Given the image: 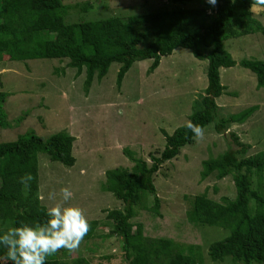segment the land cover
<instances>
[{
  "label": "rangeland",
  "instance_id": "rangeland-1",
  "mask_svg": "<svg viewBox=\"0 0 264 264\" xmlns=\"http://www.w3.org/2000/svg\"><path fill=\"white\" fill-rule=\"evenodd\" d=\"M91 2L89 10L75 8ZM70 7L67 23L97 21L149 13L159 8H197L201 2L174 5L160 0H63ZM253 16L264 29V6L252 9ZM236 65L221 69V82L226 87L216 100L218 121L252 111L243 123L228 124L219 133L215 122L205 128L204 139L185 146L181 154L166 162L155 176L158 213L143 208L153 207V197L143 200L132 220L141 224L144 234L152 238L171 239L188 247L203 264H236L233 259L214 262L210 245L227 236L220 228L194 225L187 219L192 198L207 195L224 203L235 199L234 179H218L216 173L202 179L203 162L221 158L230 148L236 149L232 135L250 146L246 156L264 151V88H258L257 76L240 66L244 59L264 61V32L233 38L225 42ZM151 60L136 62L119 87L117 76L121 65L112 64L106 77H97L87 90L86 74L78 75L69 60L37 59L0 60V92L7 93L5 110L11 127L0 128V144L16 141L27 131H35L45 139L64 132L75 138L73 155L76 164L66 167L39 154V189L37 197L47 209L60 202V189L73 193L65 206L83 209L88 221L105 222L108 211L124 205L106 192V172L117 168L131 170L138 160L152 165V155L160 157L166 134L187 124L190 116L203 106L208 86L207 60L197 59L191 50L178 48L163 57L157 70L150 72ZM217 120V119H216ZM230 129V131H228ZM255 186H256V180ZM57 193L55 200L48 193ZM43 196L44 199L40 197ZM7 231L0 228V235ZM110 227L102 225L95 236L84 240L75 253L61 249L59 259L86 258L92 264H127L123 243L108 237ZM198 253V254H197ZM5 248L0 246V264H6ZM241 264V263H239Z\"/></svg>",
  "mask_w": 264,
  "mask_h": 264
},
{
  "label": "trees",
  "instance_id": "trees-1",
  "mask_svg": "<svg viewBox=\"0 0 264 264\" xmlns=\"http://www.w3.org/2000/svg\"><path fill=\"white\" fill-rule=\"evenodd\" d=\"M160 1L174 5L201 2L203 6L163 7L127 19L114 17L67 23L65 16L70 7L63 0H0V60L6 56L11 61L67 59L78 75L85 72L88 90L96 77L99 81L106 77L114 63L121 65L117 76L121 87L136 62L151 60L149 71L152 73L159 68L163 57L172 55L178 48L188 49L197 59L208 61L203 106L190 116V121L204 129L216 121L219 133L225 132L228 124L243 123L252 111L218 121L216 100L226 90L221 82V69L236 65L225 42L264 32L260 21L253 16V0H217L215 6L207 0ZM92 7L91 2L75 6L82 10ZM240 66L251 70L257 76L258 88H264V61L244 59ZM7 97V93L0 92L2 129L11 127L4 107ZM232 137L237 148L230 144L221 158L204 161L202 179L214 173L221 180L232 176L235 199L224 198V203H220L207 195L196 196L191 200L187 219L194 225L226 231V237L209 247L212 261L231 258L236 264H264V151L246 156L250 146L237 135ZM165 139L160 157L152 155V165L138 160L131 170L117 168L106 172L103 189L112 193L124 207L108 211L105 222L89 221L91 230L84 240L92 239L101 225L110 227L108 237L121 239L127 264H203L194 254L196 247H188L186 251L171 239L148 237L143 225L132 222L136 209L147 197L154 198V205L143 208L158 213L160 200L155 176L166 162L195 142L186 125L171 135L166 134ZM74 142L75 138L64 132L45 139L30 130L19 135L16 141L0 144V228L4 226L8 230L47 222L48 209L37 197L39 154H46L52 162L73 167L76 164ZM28 174L34 179L26 190L20 179ZM56 255L47 257L46 264H92L86 258L59 259ZM6 264L12 262L6 258Z\"/></svg>",
  "mask_w": 264,
  "mask_h": 264
},
{
  "label": "clouds",
  "instance_id": "clouds-1",
  "mask_svg": "<svg viewBox=\"0 0 264 264\" xmlns=\"http://www.w3.org/2000/svg\"><path fill=\"white\" fill-rule=\"evenodd\" d=\"M207 2L212 6L217 4V0H207ZM257 6H264V0H253L252 8ZM186 128L193 133V139L197 142L204 139L203 126L188 121ZM33 179L34 177L28 174L21 177L20 183L28 190ZM56 196L55 192L48 193L49 200H55ZM59 196L60 202L47 210L46 223L13 227L0 235V246L7 250L6 258L12 264H46L47 257L55 255L61 249L69 253L79 250L91 230V225L83 209L65 206L73 196L69 188H61ZM40 198L44 199L43 196Z\"/></svg>",
  "mask_w": 264,
  "mask_h": 264
}]
</instances>
